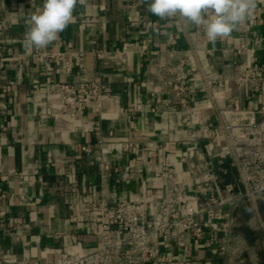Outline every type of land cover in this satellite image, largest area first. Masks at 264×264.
<instances>
[{
    "label": "crops",
    "instance_id": "crops-1",
    "mask_svg": "<svg viewBox=\"0 0 264 264\" xmlns=\"http://www.w3.org/2000/svg\"><path fill=\"white\" fill-rule=\"evenodd\" d=\"M42 4L0 0L6 25L0 34V189L7 193L0 250L9 264L23 258L49 263L94 250L98 216L86 204L157 198L161 167L175 171L192 195L189 171L199 158L214 166L226 157L206 82L231 81L242 63L264 65V0H256L252 18L238 31L215 44L203 27L178 17L159 20L143 0H86L56 42L27 50L25 18ZM125 44V56L115 55ZM51 52L67 53L69 70L50 59ZM91 78H100L110 92L99 112L62 120L50 88ZM242 105L256 109L259 101L249 97ZM98 140L129 147L101 153ZM101 160L108 170H100ZM225 212L216 217L224 220ZM231 215L228 231L214 232L199 218L203 236L185 233L169 251L170 264H264V201L239 205ZM161 261L155 264H167Z\"/></svg>",
    "mask_w": 264,
    "mask_h": 264
},
{
    "label": "built area",
    "instance_id": "built-area-1",
    "mask_svg": "<svg viewBox=\"0 0 264 264\" xmlns=\"http://www.w3.org/2000/svg\"><path fill=\"white\" fill-rule=\"evenodd\" d=\"M6 25L0 21V34ZM128 45L115 52L125 56ZM67 53H48L50 59L60 60L69 70ZM2 49L0 47V62ZM180 76L178 79H182ZM226 87H234L235 92ZM175 88V87H174ZM210 101L218 114V129L226 144V157L213 166L204 158L189 171L192 195H187L178 174L161 167L162 193L148 202L123 201L109 206L96 198L87 203L88 209L98 216L97 247L83 254L60 256L53 262H33L26 258L21 264H170L169 251L173 244H182L185 233L201 238L204 229L199 218H205L210 230L228 231L232 226V211L242 204L256 205L264 201V65L242 63L231 80L207 81ZM183 93V87L175 88ZM58 98L57 114L62 120L77 121L85 110L99 112L100 103L107 98L109 90L100 78L62 82L50 88ZM257 97L256 109L244 107L245 98ZM192 112L191 115H195ZM101 153L127 150L128 142L98 140ZM80 150L89 153L87 146ZM51 166L59 175L68 172ZM101 171L108 170L107 162H99ZM6 180V177H1ZM7 193L0 189L1 202ZM223 214L219 220L216 214ZM0 264H9L0 250Z\"/></svg>",
    "mask_w": 264,
    "mask_h": 264
},
{
    "label": "clouds",
    "instance_id": "clouds-1",
    "mask_svg": "<svg viewBox=\"0 0 264 264\" xmlns=\"http://www.w3.org/2000/svg\"><path fill=\"white\" fill-rule=\"evenodd\" d=\"M86 0H43L42 6L25 18L23 45L27 50H42L56 42L73 21L77 4ZM146 10L159 20L174 17L203 27L207 40L230 38L241 24L250 20L256 0H143Z\"/></svg>",
    "mask_w": 264,
    "mask_h": 264
}]
</instances>
